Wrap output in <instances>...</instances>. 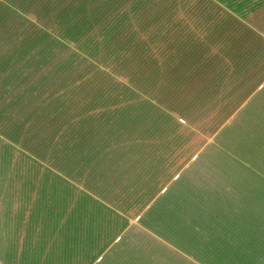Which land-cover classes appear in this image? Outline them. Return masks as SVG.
I'll use <instances>...</instances> for the list:
<instances>
[{
  "label": "rangeland",
  "instance_id": "1",
  "mask_svg": "<svg viewBox=\"0 0 264 264\" xmlns=\"http://www.w3.org/2000/svg\"><path fill=\"white\" fill-rule=\"evenodd\" d=\"M139 2L130 0L140 13L93 14L104 25L93 29L74 28L91 18L74 6L28 30L0 25L3 264H92L99 255L93 264H139L141 254V264L174 263V245L154 241L155 231L169 233L155 204L131 221L127 252L76 248L72 203L59 200L71 182L132 214L158 192L181 205L237 200L264 229L262 77L206 66V0ZM103 216L89 246L101 248L122 224Z\"/></svg>",
  "mask_w": 264,
  "mask_h": 264
},
{
  "label": "crops",
  "instance_id": "2",
  "mask_svg": "<svg viewBox=\"0 0 264 264\" xmlns=\"http://www.w3.org/2000/svg\"><path fill=\"white\" fill-rule=\"evenodd\" d=\"M119 1L122 4L116 3L115 0H0V25L6 26L11 22L18 31H20L19 28L28 30L29 25L37 21H45L47 16L51 17V13L53 17L61 15L63 10H68V6H74L75 12L87 13L91 17L87 25L77 21V24H74L75 29L103 27L104 25H100L99 21L92 19V15L96 13L109 16L114 13L141 12L140 5L132 6L130 0ZM138 3H140L139 0ZM109 27L106 25V28ZM204 57L206 66H216L219 63L217 66L220 70L226 72L230 69V71L239 70L241 74L243 67L252 70L250 76L262 77L260 83H263L264 0H206V54ZM118 167L120 168L114 171L123 173L125 167L119 165ZM90 178L93 179L92 174ZM71 183L70 189H67L64 195L61 194L59 200H70L72 203L73 207L69 211L68 220L74 222L70 235L74 237L76 248L83 247L85 253L103 249V254L114 247L116 249L113 255L127 252L128 249L123 243L129 240L131 221L135 218L140 220L147 206L155 204L160 210L156 213L155 220H164L169 233L155 231L154 241L167 246L174 245L169 250L173 254L171 258L174 263L171 261L172 264H209L210 262L264 264V229L260 230L256 227L259 215H253L255 214L253 210L246 214L242 209L236 210L237 200H182L186 203L181 205L178 204L179 200L171 202L159 200L158 192L154 200H136L139 209L136 208L137 214H132L130 208L116 207L118 200H106L90 186L83 187L77 182ZM164 201L166 204L160 206V203ZM239 202L249 204L246 200ZM218 203L228 205L229 208L221 210L213 208L212 204ZM238 211L240 213H237ZM100 212H103L105 220L102 221L106 223L105 225L108 224L107 217H111L109 220L121 221L122 224L112 234H105V237L109 236L108 241L106 240L101 248H97L88 244L92 245L94 242L93 230L98 228L99 220L97 219ZM185 220L188 222L182 223ZM177 242L185 243L183 245L185 247L177 246ZM140 251L146 253L151 250L139 249ZM141 255L138 258L139 264L145 261ZM99 259L100 255L94 259L93 263ZM161 259L168 264L164 257ZM256 259H258L257 263ZM0 264L3 262L0 261ZM158 264L162 263L158 261Z\"/></svg>",
  "mask_w": 264,
  "mask_h": 264
}]
</instances>
